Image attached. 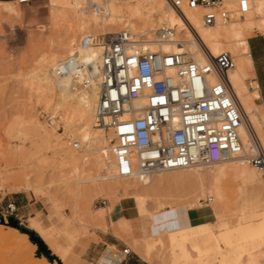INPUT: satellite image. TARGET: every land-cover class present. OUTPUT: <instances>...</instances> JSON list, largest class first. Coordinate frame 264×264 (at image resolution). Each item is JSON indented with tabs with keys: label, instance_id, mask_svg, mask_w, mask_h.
Instances as JSON below:
<instances>
[{
	"label": "bare ground",
	"instance_id": "6f19581e",
	"mask_svg": "<svg viewBox=\"0 0 264 264\" xmlns=\"http://www.w3.org/2000/svg\"><path fill=\"white\" fill-rule=\"evenodd\" d=\"M27 1L30 0L18 2ZM51 2L56 6V16L71 26L79 28L82 33L72 42H61L54 51L44 56L39 72H34L32 75L36 79V86L33 88L36 103L42 104L44 109L49 111L53 129L49 130L42 125L31 109L25 111L18 121L37 135L46 150L52 149L56 154L52 158L43 154L38 157V160L40 162L54 160L59 166L58 171L54 174L63 188H71L70 184L75 183L71 181H77L73 177L78 178L79 182L75 183L78 185L76 187L77 194L82 196L85 203H90L92 198L90 189L85 190L86 188L82 186L85 183L99 182L95 190L104 192L109 186L106 184L107 180H124L126 187L133 193L124 204L127 215L123 216L121 226L124 227V230L132 229L133 237L136 242H139L138 247L147 259L156 254L158 246L165 245L163 234L166 233L170 236L167 244L169 262L167 263L163 259L161 264H207L201 256L198 258L191 254L188 244L192 237L188 229L203 228L213 222L211 219L214 217L225 230L221 239L232 247L236 246L249 252L247 256L237 258L228 253L225 255L228 264H264V208L257 210L256 206L248 210L239 207L232 209V204L221 187V175L225 172L226 164H232L230 171L241 182L247 184L262 180L264 173L255 166L250 168L248 164H242L237 158L210 165L199 164L187 169L159 172L161 176L164 172L183 173L192 170L190 176H194L198 181L192 191L195 195L198 192L201 193L195 196L194 202L186 206L188 211L195 214L196 222L194 224L186 219L185 224L179 225L180 227L174 226L175 228L150 225V221H160L163 215L165 216L164 212L168 211L166 209L159 212L153 211L149 207L150 202H156V210H158L173 195L166 191H159L154 187L156 173L140 175L136 172L130 178H122L117 175V164L112 153V143H110L114 134L112 132L107 134V130L97 123V107L101 97L99 85L101 49L82 46V39L88 34L127 31L133 38L143 39L145 47L149 50H163L167 53L187 50L193 53L200 62L207 61L205 48H208L213 55L224 51L230 52L235 59L236 66L229 72V78L247 119L246 125L241 129V135L247 149L253 152L256 149L252 141L253 132H256L264 146V107L256 102V98L260 95L258 90H251L246 84V80L254 75L248 39L253 28L264 30V0H251L249 12L238 16L229 23L218 22L214 26L203 24L201 8H185L186 15L195 26L197 33L186 27L183 18L173 8L170 0H52ZM238 2L239 0H227L226 7L237 9ZM14 3L0 2V5L8 13L17 14ZM163 26H173L177 29L176 42L158 43L154 40L155 33ZM74 53H79V63L82 65H93V73L97 75V79L89 86L83 85L81 79L65 75L59 76L55 72L59 62ZM173 73V70L168 71L170 75ZM253 78L255 77L253 76ZM61 119L65 122V132L62 134L57 130L54 131L58 127V123L62 121ZM64 133L68 137L73 135L74 140H64L62 136ZM75 144L79 146V149L74 150L70 147ZM100 152L101 154H99ZM203 166L210 170L208 178L201 175ZM90 170L97 171V174L92 175ZM99 170L105 172L98 174ZM52 175L53 173L48 178L50 185L55 183L52 180ZM28 176L29 174H26L27 183L30 181ZM205 179L210 181L208 194L214 196L212 198L214 201L207 206H204L199 199L200 195L205 194L206 188L202 187ZM158 187L160 186L158 185ZM111 198V206L98 207L96 210L108 208L114 215H117L115 208L118 197L113 195ZM250 211L258 212L248 215ZM169 212L173 218L178 217L176 208H171ZM102 223H105V219L102 220ZM151 229L156 232H152ZM160 231H162L161 234H159ZM247 243L254 247L245 249ZM192 247L199 249L197 245H192ZM218 247L221 248V245ZM35 264L49 263L43 260L41 263Z\"/></svg>",
	"mask_w": 264,
	"mask_h": 264
},
{
	"label": "rangeland",
	"instance_id": "374dc122",
	"mask_svg": "<svg viewBox=\"0 0 264 264\" xmlns=\"http://www.w3.org/2000/svg\"><path fill=\"white\" fill-rule=\"evenodd\" d=\"M51 1H16L14 5L17 14L8 13L0 5V226L3 227V229L0 227V264H35L43 260L49 264H83L78 258L75 247L82 239L90 238L95 231L111 230L134 253L150 261L151 264H161L163 259L168 263L167 244L170 239L168 234H163L165 245L157 247L155 252L157 255L147 259L142 255L138 247L139 242L133 237L132 229L124 230L121 226L123 216L127 215L124 204L133 193L126 187L124 180H107L106 184L109 186L104 192L95 190L99 182L83 183L82 186L86 188L85 190L90 189L92 195L90 203H85L82 196L77 194L78 185L75 183L79 182L78 178L73 177L77 181H71L75 182L70 184L71 188L69 186V189L63 188L54 174L59 169L54 160L46 162L38 160L43 154L49 158L56 156L54 151L46 150L37 135L18 121L25 111L31 109L42 125L49 130L53 129L44 120L49 116V111L44 109L42 104L36 103L33 93L36 79L32 75L34 72H39L44 56L54 51L61 42H72L82 33L79 28L56 16V6ZM260 32L264 30L253 28L248 41ZM253 76L255 77V74ZM253 76L246 80L248 87L249 80ZM64 123L63 120L60 121L54 131L57 130L61 134L65 132ZM106 132L109 134L108 131ZM62 136L66 141L74 140L73 135L68 137L64 133ZM70 147L74 150L79 149L73 145ZM231 165L224 166L221 187L226 192L232 209L242 208L245 203L248 205L256 198L252 192H249L240 203L244 188L251 183L239 181L230 171ZM249 167L254 166L249 165ZM90 171L92 175L97 174V171ZM191 171L164 172L161 176L160 173H156L154 187L173 196L168 198L158 210H156L157 203L150 202V209L159 212L176 208L185 217L188 213L186 206L194 202L195 196L201 193L195 195L192 191L198 181L194 176H190ZM104 172L99 170L98 174ZM51 173L55 183L50 185L48 178ZM26 174H29V183L26 181ZM201 175L208 178L210 170L203 166ZM262 180L264 181L263 175ZM202 187L206 188L205 194L200 195L199 199L204 206H207L214 201H209V198H214L208 194L210 181L205 179ZM262 189L263 184L256 191ZM112 194L118 197L115 208L117 215L108 208L96 210L95 204L101 200H106V206H111ZM263 206L264 203L257 206V210L263 209ZM257 212L250 211L248 215ZM35 219L39 220L44 228ZM103 219L105 223H102ZM211 221L213 222L203 228L188 229L192 237L188 247L193 256L198 258L201 256L207 264H228L225 260V255L228 253L234 258L249 254L242 248L226 244L227 242L221 239L225 230L214 217ZM14 222L18 223L17 226H14ZM23 228L27 230L33 228L41 235L36 232L49 253L56 257L55 262H50L42 255L38 244L31 241L30 235ZM161 233L162 231L159 234ZM192 245H197L199 249L193 248ZM219 245L221 248L218 247ZM246 245L245 249L254 247L250 243Z\"/></svg>",
	"mask_w": 264,
	"mask_h": 264
},
{
	"label": "built area",
	"instance_id": "2783aa9c",
	"mask_svg": "<svg viewBox=\"0 0 264 264\" xmlns=\"http://www.w3.org/2000/svg\"><path fill=\"white\" fill-rule=\"evenodd\" d=\"M186 27L197 33L185 8L203 10V24L229 23L251 9V0H239L237 9L227 0H170ZM177 29L163 26L155 33L158 43L176 42ZM143 39L127 31L88 34L82 46L101 49L100 101L97 123L114 134L112 153L117 175L130 178L237 158L264 173V146L256 132V149L246 147L241 129L247 119L229 78L236 62L230 52L218 55L205 48L207 61H198L187 50L167 53L149 50ZM79 53L55 68L59 76L81 79L91 85L97 75L92 64L79 63ZM173 70V74H168ZM259 90L257 78L249 80ZM44 120L52 125L50 116ZM76 148V144L74 145ZM212 201V198H209ZM98 201L95 208L106 206ZM125 254H131L127 247Z\"/></svg>",
	"mask_w": 264,
	"mask_h": 264
},
{
	"label": "crops",
	"instance_id": "0c3cea01",
	"mask_svg": "<svg viewBox=\"0 0 264 264\" xmlns=\"http://www.w3.org/2000/svg\"><path fill=\"white\" fill-rule=\"evenodd\" d=\"M16 1L20 0H0V2ZM248 43L253 59L254 74L260 85V88L258 90L260 95L256 98V102L258 104H262L264 107V32H260V34L251 37ZM262 184L263 189L259 192L256 191V189ZM249 192H252V195H254L256 199L254 202L249 203L248 205H246L245 203V206L242 208L251 209L264 203L263 180L248 184L244 188V191L240 197V203L243 197ZM164 214L165 216L163 215V218L160 221H150V225H153L155 227L161 225L166 226V228L171 226V228H175L176 226H182L183 223L185 224L186 219L192 224L196 222L195 214L192 211H188L185 217L177 211V218H173L171 215H169V210L167 212H164ZM35 220L41 225L39 220ZM168 221H170L171 223ZM172 221L174 222V224ZM147 223L149 224V222ZM41 227L44 228L42 225ZM151 231L156 232L153 231V229H151ZM127 247L128 245L121 239H119L111 230L107 232L95 231L90 238L82 239L80 244L75 247V250L77 255L79 256V260L83 264H151L150 261L142 258L132 250L131 254H125L124 250Z\"/></svg>",
	"mask_w": 264,
	"mask_h": 264
},
{
	"label": "water",
	"instance_id": "95a60500",
	"mask_svg": "<svg viewBox=\"0 0 264 264\" xmlns=\"http://www.w3.org/2000/svg\"><path fill=\"white\" fill-rule=\"evenodd\" d=\"M14 224H15L14 226H17L18 223L17 222H14ZM23 230H25V232L30 235L31 240L33 242L35 241L36 244H38V246L42 250V255H45L50 261H54V259H56V257L54 258V256L52 254H50L49 251L46 249V246L40 240V236H37L36 235V231H34V230H27L26 228H23Z\"/></svg>",
	"mask_w": 264,
	"mask_h": 264
},
{
	"label": "trees",
	"instance_id": "16d2710c",
	"mask_svg": "<svg viewBox=\"0 0 264 264\" xmlns=\"http://www.w3.org/2000/svg\"><path fill=\"white\" fill-rule=\"evenodd\" d=\"M35 242V241H34ZM36 243V242H35Z\"/></svg>",
	"mask_w": 264,
	"mask_h": 264
}]
</instances>
